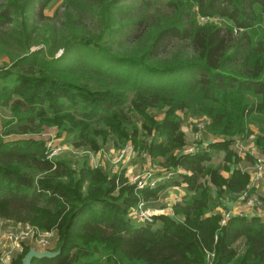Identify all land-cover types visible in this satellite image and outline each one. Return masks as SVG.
Listing matches in <instances>:
<instances>
[{
  "label": "trees",
  "instance_id": "obj_1",
  "mask_svg": "<svg viewBox=\"0 0 264 264\" xmlns=\"http://www.w3.org/2000/svg\"><path fill=\"white\" fill-rule=\"evenodd\" d=\"M126 1H63L69 39L57 32L48 36V57L30 50L37 41L30 38L36 22L46 20L44 10L52 0L0 4V27L11 24L17 11L32 17L29 32L25 19L21 23L20 51L14 59L8 54L11 61L0 73L9 79L0 86V100L10 96L4 105L14 120L0 131V219L21 224L40 220L43 229L54 228L52 251L58 255L31 264H264L261 218L230 215L220 224L222 213L216 209L224 206V198L236 200L244 192L247 198L254 191L239 165L246 158L234 148L243 149L239 139L251 133V126L257 131L254 145L264 150V34L255 42L247 34L259 22L264 29V0H168L172 16L167 22H150L152 0ZM197 15L225 18L241 32L236 36L230 26L198 24ZM121 20L123 27L113 28ZM80 23L93 25L94 36L88 38ZM55 34L61 36L60 44ZM115 34L135 48L122 56L112 54L108 48ZM61 44L70 50L67 59ZM58 46L63 53L55 58ZM150 109L163 117L142 124L149 136L143 149L151 158L164 157L183 169L154 188L136 190L120 168L111 176L100 167L73 169L65 160L48 159L43 141L26 137L55 126L75 135V147L96 152L105 128H119L121 136L133 139L136 128L131 133L126 128L133 123L129 112ZM178 111L200 117L210 135L224 138L196 153H180L185 139L174 116ZM10 136L21 138L6 140ZM220 150L232 169L209 166ZM224 170L227 177L221 175ZM180 186L190 197L174 204L172 215L152 212L151 223L128 216L139 202L144 207L141 198ZM29 247L23 245L12 264H21Z\"/></svg>",
  "mask_w": 264,
  "mask_h": 264
},
{
  "label": "rangeland",
  "instance_id": "obj_2",
  "mask_svg": "<svg viewBox=\"0 0 264 264\" xmlns=\"http://www.w3.org/2000/svg\"><path fill=\"white\" fill-rule=\"evenodd\" d=\"M63 1L65 0H52V2L45 8L44 15L46 16V20L43 22H36L34 25L36 30L32 34L30 40L37 41L32 42L31 51H37L40 53L41 56H47L48 57V48H47V37L48 36H54V32L61 33L62 36L66 37L63 39L68 40L69 39V31L66 30V15H64V9H63ZM168 0H152L149 5V11H147V14H149V20L151 21H163L167 22L170 20V17L172 16L171 9L169 6H165V3ZM5 0H0V4H3ZM130 0H127L126 3ZM135 7V13H138L137 8V2L131 3ZM141 11H144V4H142ZM63 9V10H62ZM57 12V16H54V12ZM141 13V12H140ZM71 15H74V13H69ZM129 15H133L132 11L128 12ZM139 14V13H138ZM26 21V32H29L30 26L32 22L31 12L26 15L22 14L21 12L17 11L13 14V22L9 25H5L0 27V73L8 68V65L10 63V58L8 57V54H10V57L12 59L16 58L15 54L18 53L21 46V41L18 43V40H20L19 34H22L23 28L21 26V23ZM75 19V16L72 17V21ZM196 21L198 24L203 23H213L220 27H232L231 29L234 32V35L238 36L240 34V30H238L235 26L230 23L229 20L225 18L215 17L214 19H207L202 18L200 16H196ZM124 20L114 22L113 28L119 29L122 26V23ZM162 23V22H161ZM87 24V23H86ZM151 24V23H150ZM77 25H84L83 23L77 24ZM84 33L87 35L88 38H91L96 33L94 29V26H82ZM34 30V29H33ZM82 30V29H81ZM248 35H250L251 39L255 42L261 39V37L264 34V29L261 28L260 22L256 23L254 28L250 29L247 32ZM58 38V44H60L61 36L58 34H55ZM123 38H118L115 34L113 38L111 39V42L109 43V51L112 54H116L119 56H122V54L126 51H131L133 48H135V43L132 45L125 44V41L122 40ZM53 45H56V40L53 43ZM62 48L65 49V56L64 58L67 59L70 50H68L67 47L62 45ZM61 46H58L54 52L52 53L53 57H59L63 53V49ZM173 52V50H172ZM77 74H79L80 70H74ZM9 83V79L7 76L3 73L0 75V86L6 85ZM7 98H10L8 94H4L1 97L0 100V131L5 125V123H11L14 122L12 118V114L9 110V107L7 105H4V102L7 100ZM129 114L132 116L133 123L129 126H127V130L129 133H131V130L133 128H136V133L133 135V139H126L123 136L120 135L122 132L121 129H117L118 131H113L110 128H105V132L100 138H97L99 149L98 151L94 152L87 146L82 147H75L73 143V133H68L67 131L59 132V130L55 126L51 127H45L41 131H39L37 134H29L26 135V137H33L38 138L39 140L43 141L45 143L46 151L50 149V151L54 154L51 158L54 159H61L65 160L66 162H69L73 169H79L81 167H88V168H95L100 167L103 168L105 172L108 173V175H112L117 171V168L119 167V162L116 159L117 151L123 147L125 144L130 143L135 147L136 154L133 159H131L129 163V171H124V177L125 180H128V184H132V174L134 173L142 176L146 171H151L155 173V178L163 176L165 173H168L172 177L177 175L178 173L182 172L183 169L180 166L173 165L172 160H166L164 157L156 156L150 157V154L147 152L148 150L143 149V145H147L149 141V136L144 133L142 124L149 123L150 121H160L163 117V113L156 110V109H150L145 114H137L136 112H129ZM187 114L184 112L178 111L174 116L176 118L180 119V122L183 123L187 119ZM188 124H190L188 122ZM191 130L195 127V124L188 125ZM125 130V128H124ZM251 133L248 134L244 139H239L240 144L243 146V149L241 148V152L238 151V148L234 146V148L239 152V156H242V158H246L245 162L242 164V162L239 164L245 171L246 168L253 165V162L255 160V157H260L264 155V150H259L254 145V139L253 136L256 135L257 131L256 129L251 126L250 127ZM201 131H204V133L209 134L203 127ZM210 138H212V141L222 139L224 138L221 135H209ZM23 137V136H22ZM23 137V138H26ZM21 137H15L10 136L7 137L6 140H15L20 139ZM127 141V142H126ZM126 142V143H124ZM124 143V144H123ZM123 144V145H122ZM138 144V145H137ZM198 144V143H196ZM196 144H192L188 142L185 144L181 149H184L185 147H191L193 152H198V146ZM252 145L254 151L251 152L250 146ZM137 146H139L142 149H139ZM225 151V150H224ZM220 150L216 153V155L209 161V166L214 167L217 164H222L224 166H227V162H224L225 159V152ZM234 152V151H233ZM177 154L179 153L176 152ZM123 167V165H121ZM121 169V168H120ZM109 171V172H108ZM167 174V175H168ZM87 185H84V188ZM254 188V191L248 193V197L244 198L242 201L245 200L246 203L249 204V208L246 210H240V208H235V215L244 216L245 212L250 210V212L257 214L260 218H264V192L260 190V184ZM190 197V194H187L184 189L180 187L171 188L169 190L164 189L163 191L159 192L155 197L150 198H141L144 202V207L150 210H153L152 208L158 209L160 207H163L164 209L170 208L171 204H173L175 201L176 203L182 204ZM226 199V198H225ZM229 199V198H227ZM175 203V204H176ZM221 207H217L216 209H220ZM162 209V208H161ZM222 209V208H221ZM219 211V210H218ZM227 213V211H224ZM210 215L211 213H207ZM44 215L43 212L39 213V216L42 217ZM176 217V216H175ZM264 222V221H263ZM17 222H10L4 226L1 225V227H8L11 224H14ZM21 224V223H20ZM30 225L35 226L39 228L42 231H49L46 229H43L42 222L40 220L36 221L35 223H29L25 222L23 225ZM137 224V223H135ZM54 232V228H53ZM55 233V232H54ZM28 246H31L30 244H27ZM56 246V236L54 235V238L52 240V248L54 249ZM51 248V249H52ZM52 249V250H53ZM99 251H102L100 249ZM103 257L105 261L106 256H95V258ZM103 261V260H101ZM234 260L230 263L233 264Z\"/></svg>",
  "mask_w": 264,
  "mask_h": 264
},
{
  "label": "built area",
  "instance_id": "obj_3",
  "mask_svg": "<svg viewBox=\"0 0 264 264\" xmlns=\"http://www.w3.org/2000/svg\"><path fill=\"white\" fill-rule=\"evenodd\" d=\"M203 123L201 121H195V132L192 134V142L198 141L199 139V131L203 129ZM186 146V145H185ZM235 147L238 148V151L241 152V148L238 144H235ZM135 151L132 144L127 143L123 147H121L116 154V159L119 161L120 165L124 162L127 163L131 159L134 158ZM184 155L193 154L191 147H185L181 149V152ZM54 154L48 150L47 157L48 159H52L51 157ZM245 171L250 176V186L256 187L259 184H264V155L260 157H255L253 165L246 168ZM167 172L164 174L165 179L172 177ZM168 174V175H167ZM132 183L135 184L136 190H141L146 187L154 188L158 182L162 181L161 179H157L154 177L153 172L146 171L142 176L137 174L132 176ZM247 192L242 193L238 200H243L246 197ZM231 215V212H227L222 215V219L220 224H223L225 220ZM133 221H137L140 223H151L152 222V212L150 209H146L143 207V203L139 202L134 208H132L128 215ZM10 223L7 220L0 219V264H12V261L17 257L16 254L21 253L23 245L30 244L37 250H50L52 251V240L54 238V232L51 231H42L35 226L23 225L20 223H14L9 225L8 227H1ZM52 248V249H51ZM212 256V254H210Z\"/></svg>",
  "mask_w": 264,
  "mask_h": 264
},
{
  "label": "crops",
  "instance_id": "obj_4",
  "mask_svg": "<svg viewBox=\"0 0 264 264\" xmlns=\"http://www.w3.org/2000/svg\"><path fill=\"white\" fill-rule=\"evenodd\" d=\"M197 120L198 121H201V118L200 117L192 118V116H190V115L187 114V119L185 120V122H183V123L180 124V128H181L182 132L184 133L185 144H187L188 142H190L192 144L198 143V144H196L198 146V150H200V149H206L205 147H207L208 144L210 142H212V138H210V136H209L210 134L204 133V131H199V139H198V141H195V142H192L191 141L192 134L196 130H195V127L193 128V130H191V128L188 125H190L191 123H192V125H194L195 124V121H197ZM188 122L190 124H188ZM243 163L244 162H242V164ZM122 165H123V167H121V165L119 164V167L118 168H121V170H124V171H126V170L129 171V169H130L129 166L130 165H129L128 162L127 163L124 162ZM243 165H245V164H243ZM227 166L230 169L233 168V165L232 164L230 165L229 163H227ZM133 175H134V173L132 174V176ZM153 175L155 177V173L154 172H153ZM221 175L223 177H227L229 175V172L224 170V171L221 172ZM170 178H172V177H170ZM157 179H161L163 181V180H165V176L163 175V176L157 177ZM249 186H250V184H249ZM171 188H175V187H167L166 189L169 190ZM260 190L264 192V189H263V186L262 185H260ZM176 202L177 201H175L173 204H171L170 205L171 206L170 208H166V209H164L163 207H160L158 209L152 208L153 210H150V211L151 212H155V214H161V213H163V214H166V215H172L173 214V211H172L173 210V205ZM220 202H221V204L223 203L224 206H225V207L224 206H221L222 209L221 208L218 209L222 213V215L225 214L224 211H227V212L229 211V212H231V215L233 216L236 213L235 212V208L236 209L240 208V210H246V209L249 208V204L246 203L245 200L244 201L238 200V199H236V200H230V199H227V198L225 199L224 198L223 200H220ZM244 216L251 217V216H258V215L257 214H254V213L250 212V210H248V211L245 212ZM261 220L264 221V218H261ZM19 254L20 253L16 254V256H18Z\"/></svg>",
  "mask_w": 264,
  "mask_h": 264
},
{
  "label": "water",
  "instance_id": "obj_5",
  "mask_svg": "<svg viewBox=\"0 0 264 264\" xmlns=\"http://www.w3.org/2000/svg\"><path fill=\"white\" fill-rule=\"evenodd\" d=\"M59 251H50V250H37L34 247L30 246L28 251L25 253L21 259V264H31L33 259H42V258H54L58 255Z\"/></svg>",
  "mask_w": 264,
  "mask_h": 264
}]
</instances>
